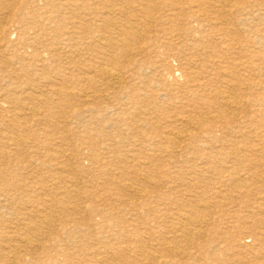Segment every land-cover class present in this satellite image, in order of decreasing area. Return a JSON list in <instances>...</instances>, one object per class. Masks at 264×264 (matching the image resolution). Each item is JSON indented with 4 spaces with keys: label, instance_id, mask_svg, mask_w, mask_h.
<instances>
[{
    "label": "rangeland",
    "instance_id": "374dc122",
    "mask_svg": "<svg viewBox=\"0 0 264 264\" xmlns=\"http://www.w3.org/2000/svg\"><path fill=\"white\" fill-rule=\"evenodd\" d=\"M19 1L25 2V6H20L18 0H6L12 9V14L6 17L7 19L0 20V24L4 22L11 28L7 37L0 38V98L2 99L4 94L9 92L13 98L23 100H18L19 102L15 104L0 100V166L4 170L3 176L18 184L17 189L26 194L48 191L54 188V183L59 179L63 180V185L66 182L71 191L83 192L86 189H93L91 184L102 182L112 187L109 184L112 177L113 181H121L119 183L122 184L132 181L128 179L132 178L135 184L144 189L140 200L136 197L137 194L124 187L123 196L120 197L121 202L107 199L104 202L107 205L114 202L110 204L113 208L110 217L105 213L93 214L90 211H80L77 216L83 223L82 232L70 235L68 230L72 228V223L59 219L55 221L57 224L54 222L52 225H42L41 229L47 236L35 235L33 238L39 239L38 237L41 236V240L50 246L49 249H56L58 263L94 264L97 255L86 261L82 253L90 251L101 253L99 255L108 254L111 250L109 246L117 243L124 244L122 241L127 237L118 236V231L125 228L137 233L140 229L139 225L142 226L143 221L150 220L148 215L143 216L145 220L141 217L140 212L143 207L160 210L165 207L162 204L165 201L179 198L183 202L195 204L194 201L201 191H206L207 200L209 197L211 200L214 197L217 199L226 197L223 201L238 206L243 200H259L263 193L259 192L260 188L257 185L259 182L264 184V126L260 119L262 112L264 114V0H233L237 13L231 17L235 20V24H230L235 30L234 33L239 36V42L234 45L233 50L237 51L239 47L252 48L251 51L243 49L241 55H237L245 63L250 62L252 68L233 67L231 68L233 70H229L233 71L232 75L243 81L242 87H246L245 82L252 83V86L245 90L248 96L252 95V101L246 103L247 99H245L243 103L244 106L252 109V132L244 137L231 136L226 131L217 132L214 138H210L208 143L204 144L210 147L223 143L226 145L225 150L221 149L220 152L204 150L197 153L192 152L188 147L181 148L166 142L164 137L173 126L179 129L188 128L189 124L185 122L188 114L194 117L196 113L203 112L214 120L212 109L215 108L212 106L217 107L219 103H222L220 96H214L215 90H227L224 83L220 85L217 81L214 70L204 68L205 66L201 63L196 64L201 61V58L198 54L192 56V49H189V39L193 38L200 40L205 46L209 44L208 48L214 44L220 47V39L218 35L210 33L212 28L210 29L208 21L204 19L203 25L195 24V22L190 24L187 22L188 17H182L183 13L180 15L182 19L168 20L165 18L168 10H163L161 6L152 9L150 16L129 7L128 14L134 13L139 16L143 25L146 26L145 37H153L155 33H160L159 28H173V33L177 36H173L174 41L171 45L161 46L156 42L153 46L147 47L148 43L143 42L142 47H145V51L141 53L133 51L128 61L130 65L133 61L140 65L134 68L133 75H129L126 83L119 86L112 80L98 75L97 69L101 63V57L104 52H107L105 47H102L106 37L105 25L95 22L91 7L90 9L86 7L64 9L66 6L61 4V2L64 3L63 0H53V4L48 3V0ZM181 1L184 4L192 2V0ZM88 2L90 5L93 0ZM205 12L204 17H207L210 11ZM113 16L126 22L119 11L114 12ZM153 21L156 22L154 26H151ZM111 26L108 25V28ZM198 26L201 27L200 33L194 28L191 30L192 27L197 29ZM63 30L66 31L65 35L70 36L69 38L62 34ZM200 35H202L201 38H199ZM27 38L28 42L25 40ZM47 46H52L55 50L52 53L43 51L42 48ZM165 53L170 56L166 58ZM234 55L236 56V53ZM177 56L180 58L192 56L195 65L193 69L188 70V76L193 77L194 72H199L205 80L206 85L203 87L192 86L195 93L192 100L189 97H183V89L168 85L171 73L164 68V64L168 63L173 73L178 75L179 71L176 68L179 65V58ZM235 58L230 60V65H237L238 58ZM202 64L207 65L204 61ZM137 71L139 74L136 73ZM86 76L95 77L99 83L92 86V83L86 81ZM58 85L59 87L65 85L67 96L61 97L55 93V87ZM161 85L164 90H160ZM161 91L166 95L160 94ZM234 92L240 94L241 91L234 90ZM85 93L88 94L87 97ZM212 96L216 100L214 99L211 103ZM201 97H203L202 100ZM46 98L53 99L52 101L59 104V108H55V104L48 103ZM204 100L205 103H203ZM33 109H36L37 114H33ZM168 120H176V126L175 124L168 126ZM16 136L21 138V144L17 150H15L17 145L15 146L12 142L14 139L7 138ZM238 138H243L248 145L243 152L247 155L252 154L250 156L252 157V175H249L248 170H243L237 176L239 181L230 185L224 182V185H221L213 178L218 175L216 172H223L224 175L227 173L223 170L230 164L231 158L226 151L234 144H241ZM186 139L182 142V147L185 145L184 142L186 144L191 142L190 146L194 143L201 144L193 138ZM80 143H82L81 146ZM251 144L252 152L249 151ZM59 148L64 149V156L55 154L56 149ZM2 151H11L13 157L6 158ZM70 155L71 159H67ZM118 157H123L124 162L118 161ZM202 160H206L208 166L211 164L215 169L218 168L216 172L209 170L208 166L206 168ZM70 163L76 170L75 173L66 172L70 166L72 168ZM125 170L131 173L124 175ZM146 173L150 176L147 184L144 182ZM226 177H228L227 174L224 178ZM29 182L30 186H28ZM188 183L189 187L186 186ZM244 184L249 187H245ZM120 186L122 187L121 184ZM118 188L114 187V190L118 191ZM218 189H222L223 192H219ZM1 193L0 189V232L3 231L6 238H11L17 236L19 223L18 215L11 211L18 209L22 200L14 198L10 204L11 208L9 205L8 208L6 196ZM119 193L122 191L120 190ZM79 196L80 198L75 200L79 205L85 207L91 204L87 201L86 194L84 196L82 193ZM124 200L125 202H122ZM160 211L163 212L164 209ZM160 216L163 214L161 213ZM15 218H17L16 221ZM160 219L162 222L163 218ZM1 223L5 225L4 229ZM84 233H86L85 236H83ZM9 249L8 244L0 242V253L9 254ZM215 253L220 254L218 251ZM210 254L212 252L209 256ZM26 256L31 258L27 254ZM33 256L37 257L38 254L33 253ZM209 256L203 255L196 263L191 261L189 264H217ZM9 258L3 256L0 264H13L10 263L13 259L12 253Z\"/></svg>",
    "mask_w": 264,
    "mask_h": 264
},
{
    "label": "bare ground",
    "instance_id": "6f19581e",
    "mask_svg": "<svg viewBox=\"0 0 264 264\" xmlns=\"http://www.w3.org/2000/svg\"><path fill=\"white\" fill-rule=\"evenodd\" d=\"M52 1L53 0H48V3L53 4ZM63 1L64 3L61 2V4L64 7L66 6L64 9L73 7H75L76 9L85 7L90 9L91 7L92 12L94 13L95 22L98 21V24L104 23V33L106 37L103 41L104 45L102 47H105V51L107 52H104L103 56L101 57V63L98 65L97 72L99 77L110 79L119 86L124 85L129 75H133L132 73L134 72L132 71L138 68V65H140L139 63L137 65L134 61L130 65L128 61L129 58L132 57L133 51L135 53H141L145 51V47H142L143 42L145 44L146 42L148 43L146 44L147 47L153 46L156 42L161 46L166 44L171 45V42L174 41L173 36H177L175 33H173V28H159L160 33H155L153 37H145L144 32H146V26L143 25L144 23L139 16L134 15V13L133 15L128 14L129 7H133L134 10L136 9L137 11H142L147 16H150L152 9H155L156 7L159 8L161 6L163 10H168V13H166L165 17L168 20L174 21L176 19H179L180 15L183 13L182 17H188L187 22L190 24L191 22H195V24L201 25L204 19L208 21L210 29L212 28L210 33L218 35V38L220 39V47L214 44V46L208 48L207 46L209 44L205 46L200 40L193 38L189 39V49H192V56L198 54L201 58V61L199 60L200 62L196 64L201 63V65L205 66L204 68H210L211 71L214 70L217 81L220 82V85L221 83H224L227 87V90H215L214 96H220V100L222 101V103H219L217 107L212 106L213 108H215L212 109V113L214 112V120L210 119L208 114L206 115L203 112L196 113V116L194 117L188 114L185 122L189 124V127L181 129L173 126L176 123V120H168L167 125L173 126V128L172 130L167 132V135L164 137L165 141L171 142L179 147L181 146V148L188 147V149H191L192 152L196 153L204 150L220 152L221 149L225 150V144L223 145V143H218L217 145H212L210 147L204 144L208 143L207 141L210 140V138H214L217 132L226 131L231 136L235 137H244L252 132V109H249L248 106L243 105L245 99H247L246 103H250V101H252V95L248 96L247 92H245L246 89L252 86V83L245 82L246 87H242L241 85L243 81H240L237 76L232 75L233 71H229L233 70L231 69L233 67H237L238 69H248L249 67L252 68V64L250 62L245 63L240 59L239 56H237L241 55V51L243 49L251 51V47H239L240 49H238L237 51L233 50L234 45L239 42V36H237V33H234L235 30H233L232 26H230V24H235V20H232L231 17L237 13V7L233 0H192V2H187V4H184L181 0H93V2L91 3L92 5H89L88 0ZM13 2L16 3L17 1ZM7 3L8 2H6V0H0V20H4L6 17L11 16L12 14V9ZM18 4L20 6H25L26 3L18 0ZM116 11H119L121 15L123 14L126 22H122L121 19L113 16V13ZM205 11H210V14H208L207 17H204L206 13ZM182 17L180 19H182ZM47 18L50 19V17ZM155 22L153 21L151 23V26H154ZM108 25L112 26L108 28ZM193 28L194 30H196V32L200 33L201 27L198 26L197 29L195 27H192L191 30ZM10 31L11 28L6 26L4 22L0 24V38L7 37ZM62 34L65 35L66 31L63 30ZM201 36L202 35H200L199 38H201ZM69 37L70 36H67V38ZM25 40L26 42H28V38ZM211 41L213 43V40ZM42 49L43 51H46L48 53H52L55 50L52 48V46H47ZM37 53L39 54V51H37ZM235 53L236 56L234 55ZM169 56L170 54L165 55L166 58H168ZM192 56L182 58L177 56L179 58V65L176 68L179 71L178 75L173 73L172 67H170L168 63L164 64V68H167L171 73L169 79L170 82L168 81V85L170 84L172 86H177L183 89V97H189L190 100H192L195 96L192 86L203 87L206 85L203 76L199 72H194L193 77L188 76V70L193 69L195 65L194 60H192ZM235 57L238 58V62L237 65L235 64L236 66H232L229 62ZM203 61L206 62L207 65L202 64ZM131 66H133V68ZM136 73L139 74L138 71ZM85 79L86 81L92 83V86L93 84L96 85V83H99V80H97L93 76H86ZM165 85L168 86L166 82ZM64 86H56L55 93L61 97L67 96L66 88ZM93 90L94 89H92V91ZM160 90H164L162 85L160 87ZM234 90H240L241 92L239 94L237 92H234ZM160 94L166 95V93H162V91ZM87 96L88 94H86V97ZM71 98H73V96ZM211 98L212 103L215 97L212 96ZM46 99L48 103L52 105L55 104V108H59V104L55 103V101H52L53 99ZM202 99L203 97H201V100ZM0 100L4 101V103L11 102L12 104H15L16 102H19L18 100L20 99H17L16 97L13 98L12 96H10L9 92H6V94H4V96L2 97V99L0 98ZM33 101H35V99ZM205 102L206 101L204 100L203 103ZM86 103L87 102H85V104ZM56 112L59 111L56 110ZM33 114H37L36 109H33ZM260 117L261 124L264 126L263 112ZM7 138L11 140L14 139L12 142L15 146L17 145V147L15 148V150H17L19 145L21 144V138L17 136ZM186 138H193V140L195 141H200L201 144L195 145L194 143V145L192 144V146H190L189 144L191 142L189 144H186V142H184L185 145L182 147V142ZM238 139V142L241 141V144H234L226 151L231 160L229 161L230 164L223 171L227 172L226 174L228 177L224 178L226 174L224 175L223 172H216V169L218 168L215 169L211 164L208 166V162H206V160H202V163L206 168L208 166L209 170H213L218 173V175L213 179L215 180V182L221 185H224V182H226L227 185H230V183H235L238 180L237 176L240 175V172H242L243 170H248L249 175H252V157H250L252 154L250 153L249 155H247L243 152V150H246L248 145L243 141V138ZM81 145L82 143H80V146ZM249 151L252 152V144L251 150ZM1 153L6 158L13 157V153L11 151H2ZM55 154L57 156H64V149H56ZM67 159H71V155ZM118 161L124 162V158L118 157ZM72 163L70 164L72 165ZM213 163H215V161ZM100 169H102L101 166ZM66 170L64 168V171L68 172L69 174L76 172L73 165L72 168L70 166ZM123 172L124 175L127 173H131V171L129 170H125ZM132 172L135 173V171ZM3 173L4 170L0 166V177L2 179H0V189L2 191L1 194L6 196L5 199L6 201H8L7 207L8 205L9 207L11 206V202L16 197L19 199V201L20 199L22 200L20 201L21 206H19L18 209L14 210V212L11 211L16 216L18 215V219L15 218V221L16 219L17 221L19 220V223L17 225V236L6 238V236L4 235L5 233H3V231L0 232V242L8 244V247L10 248L9 254H7L6 252L0 253V259L3 256H7V258H9L12 253L13 259L10 263L13 264H61L58 263L57 250L49 249L50 246H47L43 242V240H41V236H47L42 231L43 229H41L42 225H52L58 219L63 222L72 223V228L68 230V233L70 235H73L75 232H82L83 223L82 220L77 216L80 211H90L93 212V214L105 213L110 217V214H112L111 211L113 210L110 204L120 201V197L123 196L124 193L123 187L128 190L130 189L135 194H137L138 196H135L139 198L138 200L141 199V192L144 191L143 187L135 184L132 178H128L132 181H126L122 184L119 183L121 181H113V177L112 181H110L109 183L112 187H109L106 182H102L91 184V187H93V189H86L83 190V192H81L80 190L71 191V188L69 189V187L67 186L68 184L64 182L66 186L63 185V180H60L59 177V180L54 183V188L48 189L49 192L42 191L26 194V192L24 191H19V189H17L18 184L3 176ZM133 173L131 174V176L133 175ZM112 176H114V174ZM149 178V174L146 173L144 177V182H146V184L147 182H149ZM152 179H154V177H152ZM28 184V186L31 185L30 182ZM120 184L122 185V187L120 186ZM113 185L114 187H119L117 189L118 191L114 190ZM249 185L250 187L252 186V180ZM249 185L247 186V184H244L245 187H249ZM186 186L189 187V183ZM257 186L260 188L259 192L263 193V195L260 196L259 200H243L239 206L236 204L227 203V201H223L226 200V197H221L223 199H217L214 197V199L212 200L209 197V199L207 200L206 191H201L199 193L197 192L198 195L194 201L195 204L183 202V200L179 198L162 203L165 205V207L163 208V212L160 211L163 210L160 208V210H155L151 209L150 207H143L140 212V214L142 213L141 217L144 219L143 216L148 215L150 220H147V222L141 220V222H143L142 226L139 225V232L135 233L134 230L128 231L127 229L122 228V230L118 231V236L127 237L122 241L124 242V244L119 245V243H117L116 245H113L111 247L109 246L111 250L108 254L105 253L99 255L101 253L86 251L82 253V256L86 261H89L97 255L94 264H189L191 261L196 263L200 258L203 257V255L209 256V253L212 252L209 258L211 257V260L216 261L217 264H228L231 262L235 264H264V184L259 182ZM120 190L122 191V193H119ZM218 190L221 193L223 192L222 189ZM152 192L155 193L154 190H152ZM82 193L84 194V196L86 194L87 201H90L91 203L90 205H86L84 207L79 205L78 202L75 201L80 198L79 195H82ZM24 197L26 198L23 199ZM107 199H110L114 202L110 203V201H107L110 203L109 205H107L106 203H104ZM122 202H125V200ZM57 208L59 209L58 211L56 210ZM161 213L163 214V216H160ZM136 214L139 215V213ZM29 216H33V219L31 217L29 218ZM160 218H163L162 222ZM8 220H10V218ZM152 221H154V223H151ZM1 227L4 229L5 225L1 223ZM51 229L53 228L51 227ZM85 234L86 233H84L83 236H85ZM35 235L41 236L38 237L39 239H36L33 238V236ZM14 242H16V244H14ZM1 249L3 248L1 247ZM45 251H47V253H45ZM215 251H218L220 254L217 255ZM33 253H37L38 256H33ZM26 254L31 256V258H28Z\"/></svg>",
    "mask_w": 264,
    "mask_h": 264
}]
</instances>
